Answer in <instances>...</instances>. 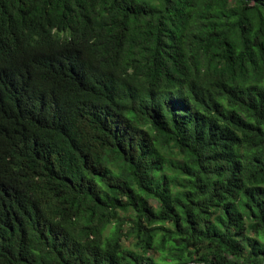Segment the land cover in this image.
<instances>
[{"label": "trees", "instance_id": "trees-1", "mask_svg": "<svg viewBox=\"0 0 264 264\" xmlns=\"http://www.w3.org/2000/svg\"><path fill=\"white\" fill-rule=\"evenodd\" d=\"M0 264H264V0H0Z\"/></svg>", "mask_w": 264, "mask_h": 264}]
</instances>
